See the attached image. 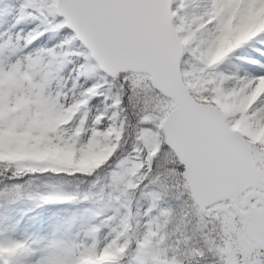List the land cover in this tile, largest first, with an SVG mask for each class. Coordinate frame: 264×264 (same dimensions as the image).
<instances>
[{
    "label": "snow or ice",
    "instance_id": "snow-or-ice-1",
    "mask_svg": "<svg viewBox=\"0 0 264 264\" xmlns=\"http://www.w3.org/2000/svg\"><path fill=\"white\" fill-rule=\"evenodd\" d=\"M5 15L35 27L0 44V175H91L130 144L110 185L152 189L142 229L128 213L110 237L90 227L52 239L31 264H264V0H0ZM46 33L53 48L23 51ZM73 57L76 80L112 93L93 116L102 84L70 96L58 83ZM57 150L76 154L71 166ZM89 151L99 158L78 167ZM36 243L0 231V264H29Z\"/></svg>",
    "mask_w": 264,
    "mask_h": 264
},
{
    "label": "rangeland",
    "instance_id": "rangeland-1",
    "mask_svg": "<svg viewBox=\"0 0 264 264\" xmlns=\"http://www.w3.org/2000/svg\"><path fill=\"white\" fill-rule=\"evenodd\" d=\"M14 17L5 15L0 16V44L4 42L9 36L16 40L14 35L9 32L7 26L8 22H14ZM253 21L248 20L241 25V30H247ZM35 27L34 23L23 27L24 34L27 33L31 28ZM59 36H55L53 43H58ZM21 43H23L21 41ZM39 49H51L47 41H40L37 43ZM251 55L250 51H238L235 56H248ZM231 59L227 65L229 69L237 75H243L241 71H244L243 62L235 58ZM73 63L65 65L63 70L58 73V83L64 88L65 92L69 93L70 96H75L76 93L73 90V78L76 75L74 68L76 66V59L71 58ZM83 79V78H82ZM93 83L103 82L99 80V77H93L88 80L82 81L80 88L84 91L87 87ZM101 94L91 98L86 110L89 116H93L100 111H103L110 100L106 99L111 94V91L106 85H103L100 89ZM128 148L124 151L125 155L130 150V144H127ZM52 155L61 161L71 164L76 158V154L69 150H57ZM122 155V157H123ZM121 157V158H122ZM99 158V154L89 151L85 155L79 157L77 160L78 167H87L89 164L94 163ZM42 174V173H40ZM11 173H5L0 175V193L9 190L14 185H20V196L9 195L7 198L0 195V231L7 232L17 239L31 238L37 243L34 246L35 252L32 258H30L29 264L35 259H38L42 254L44 245L52 240L49 237L51 233H61L63 237H82L84 232L90 228L95 227L98 229V236L110 237L113 229L119 227V222L122 217L128 213H137L139 218L138 222L133 227L134 230L142 229L143 225L147 222L144 217L145 211L150 206V200L148 197H143V194H136L135 191L129 190L126 195H122L119 190L113 191L115 187L111 186L107 190L106 198H96L91 196L77 197L76 195H70L75 197L70 202L66 203H53V204H39L33 199H29V195L36 193H46L56 191L55 186H49L43 188L40 186L42 182H47L48 178H43V175L27 174L19 178H9ZM50 176L54 177L55 174ZM59 177L69 179L73 182L78 181L79 176L74 174L59 173ZM58 192V191H57ZM68 195V194H67ZM137 199V200H136ZM132 200V201H130ZM123 201H129L130 204L122 203ZM132 202L135 206L133 209ZM155 212V211H154ZM42 223H50L51 230L48 233L39 227ZM131 224L132 220H131Z\"/></svg>",
    "mask_w": 264,
    "mask_h": 264
},
{
    "label": "trees",
    "instance_id": "trees-1",
    "mask_svg": "<svg viewBox=\"0 0 264 264\" xmlns=\"http://www.w3.org/2000/svg\"><path fill=\"white\" fill-rule=\"evenodd\" d=\"M127 148L128 145L124 144L122 148L118 151V154L106 166H102L100 169L95 170L91 175L74 174L79 176V179L76 182L58 176H55L51 179L45 175L44 178H48V182L51 183L52 185H57L58 190H60L63 193H68L77 196L91 194L93 197L105 199L107 190L111 188L110 173L111 171L115 170L116 161L122 157L124 151ZM69 166H71V164H69ZM146 185H147L146 181L138 182V186L135 189H131L132 194L134 191L136 194L145 193L143 197H146L147 196L146 193L152 190L149 186ZM44 188L46 187L44 186ZM113 191L114 192L117 191L116 188L113 189ZM91 195H87V196H91ZM126 202L127 201H123L122 203L125 204ZM132 203L135 204L134 202ZM160 207H172L174 211L177 212L179 211L177 202L171 200L161 202ZM152 214L155 215L156 212H153ZM134 217L135 219L133 223L138 221L136 212ZM146 219H148V217H146Z\"/></svg>",
    "mask_w": 264,
    "mask_h": 264
},
{
    "label": "bare ground",
    "instance_id": "bare-ground-1",
    "mask_svg": "<svg viewBox=\"0 0 264 264\" xmlns=\"http://www.w3.org/2000/svg\"><path fill=\"white\" fill-rule=\"evenodd\" d=\"M13 23L12 22L11 23L8 22L7 26L9 28L8 29L9 32L12 35H14V37L16 38L17 34H19L21 36L24 35V29H23V27H25L28 24H31V21H24V22H21L19 24H15L14 27L12 26ZM54 39H55V36L54 35H52L50 33H46L44 36H41L38 39L34 40L30 45H28L27 48L23 49V51L25 53H28V52H31V51H34V50H39V48L37 46V43H39L42 40L43 41H47V43L49 44L50 48H53L56 43L55 42L53 43V41H51V40H54ZM230 71L231 72H234L233 69H230ZM244 71H241L242 74H244ZM82 81H83L82 78L80 80H76L75 79V76L73 78V83H72L73 84V90L76 93V95H79L82 92V90L79 89ZM39 227L44 231V233H48V231L51 230L50 223H42V224L39 225ZM49 237L51 239L63 238V236L61 235V233H58V232L57 233H51V234H49Z\"/></svg>",
    "mask_w": 264,
    "mask_h": 264
}]
</instances>
